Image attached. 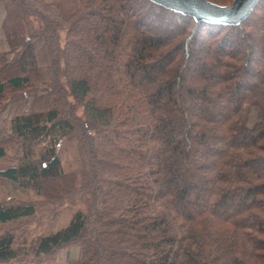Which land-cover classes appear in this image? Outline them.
<instances>
[{
	"label": "trees",
	"instance_id": "trees-1",
	"mask_svg": "<svg viewBox=\"0 0 264 264\" xmlns=\"http://www.w3.org/2000/svg\"><path fill=\"white\" fill-rule=\"evenodd\" d=\"M143 1L0 0V180L44 199H0V264H264V0Z\"/></svg>",
	"mask_w": 264,
	"mask_h": 264
},
{
	"label": "rangeland",
	"instance_id": "rangeland-1",
	"mask_svg": "<svg viewBox=\"0 0 264 264\" xmlns=\"http://www.w3.org/2000/svg\"><path fill=\"white\" fill-rule=\"evenodd\" d=\"M56 3L60 4L63 12L65 14H69L74 10L75 4L78 0H53ZM223 1H229V0H223ZM132 6L134 7L135 11L134 13L137 16H141V18L143 19L145 16L150 15L149 11L146 8V2L143 0H133L132 2ZM260 11V9H257V13ZM154 19L156 20L155 22L159 25L160 24H165V22H167V18L163 17V15L161 14H157ZM146 20V19H145ZM78 110L81 112L82 107L78 106ZM244 119L246 121V124L248 126H252L256 121H257V113L255 111V109L251 106H249L248 104L245 105L244 107ZM72 149L71 147H67L65 152H64V158L67 162H69V158H72L73 153H72ZM2 198H14V199H19V200H36L37 202H42L44 199L35 193L34 190L28 189V190H24L21 189L17 186H14L13 184L6 182L5 180H0V199ZM75 198H79L80 199V195L75 197ZM52 202H54L55 200H53V198H51ZM67 202H69L70 200H66ZM43 203V202H42ZM42 203L40 204V206H38V208H40L38 210V214L41 217H37V219H40V221L45 223H48V219L46 214L50 212V210L52 209L53 205H45ZM65 205V204H64ZM55 206V205H54ZM66 206V205H65ZM69 211L66 210V208L57 216L56 220L53 223L54 227H57L59 224L61 223H65L67 221V219L69 218ZM37 220H35V222L31 223L33 224V228L38 227L39 225L36 226ZM80 247L77 245H73V246H69L67 248H64L62 250H60L58 253H56L54 260H49L46 261L44 264H68L69 260L71 259H75L80 257ZM12 264H17V263H12Z\"/></svg>",
	"mask_w": 264,
	"mask_h": 264
},
{
	"label": "water",
	"instance_id": "water-1",
	"mask_svg": "<svg viewBox=\"0 0 264 264\" xmlns=\"http://www.w3.org/2000/svg\"><path fill=\"white\" fill-rule=\"evenodd\" d=\"M167 8L193 16L196 20H208L236 24L247 17L258 0H232L228 5H218L208 0H152Z\"/></svg>",
	"mask_w": 264,
	"mask_h": 264
}]
</instances>
